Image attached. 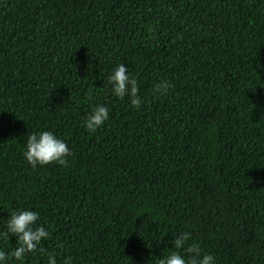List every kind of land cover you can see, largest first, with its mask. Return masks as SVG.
Here are the masks:
<instances>
[{
    "label": "trees",
    "instance_id": "obj_1",
    "mask_svg": "<svg viewBox=\"0 0 264 264\" xmlns=\"http://www.w3.org/2000/svg\"><path fill=\"white\" fill-rule=\"evenodd\" d=\"M120 63L139 107L111 93ZM43 130L64 165L24 160ZM11 209L51 233L20 264H157L180 232L264 264V0H0V230Z\"/></svg>",
    "mask_w": 264,
    "mask_h": 264
},
{
    "label": "clouds",
    "instance_id": "obj_2",
    "mask_svg": "<svg viewBox=\"0 0 264 264\" xmlns=\"http://www.w3.org/2000/svg\"><path fill=\"white\" fill-rule=\"evenodd\" d=\"M107 83L111 86V93L120 99L126 96L133 107L141 105L138 95L137 81L127 70L125 64H117L108 76ZM170 84L167 81L158 83L154 92L167 94ZM109 119V109L104 105H96L85 116L83 126L89 133H94ZM70 149L67 144L53 132L43 130L27 133L22 151L24 160L33 168L37 165L45 166L51 163L64 165ZM8 218L0 230V239L8 240L15 237L18 246L10 251L0 249V264H20L26 254L39 249L41 241L47 240L51 233L42 225H37L40 219L38 212L29 209H11ZM191 233L180 232L170 241L172 247L167 255L158 259L157 264H215V257L203 254L198 243L188 244ZM159 244V243H157ZM46 264H57V256L49 254ZM63 264H73L72 257H65Z\"/></svg>",
    "mask_w": 264,
    "mask_h": 264
}]
</instances>
